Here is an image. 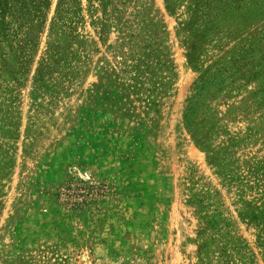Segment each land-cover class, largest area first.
I'll use <instances>...</instances> for the list:
<instances>
[{
  "label": "rangeland",
  "instance_id": "1",
  "mask_svg": "<svg viewBox=\"0 0 264 264\" xmlns=\"http://www.w3.org/2000/svg\"><path fill=\"white\" fill-rule=\"evenodd\" d=\"M18 258L264 264V0H0Z\"/></svg>",
  "mask_w": 264,
  "mask_h": 264
},
{
  "label": "trees",
  "instance_id": "2",
  "mask_svg": "<svg viewBox=\"0 0 264 264\" xmlns=\"http://www.w3.org/2000/svg\"><path fill=\"white\" fill-rule=\"evenodd\" d=\"M30 258V257H29ZM29 258H18L15 259V262H12L10 260H2L0 264H35L34 261H31Z\"/></svg>",
  "mask_w": 264,
  "mask_h": 264
}]
</instances>
